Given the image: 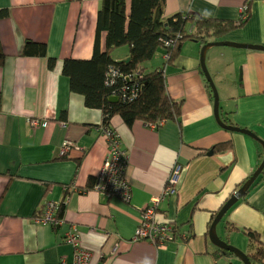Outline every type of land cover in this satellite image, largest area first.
Returning <instances> with one entry per match:
<instances>
[{
	"label": "crops",
	"instance_id": "obj_1",
	"mask_svg": "<svg viewBox=\"0 0 264 264\" xmlns=\"http://www.w3.org/2000/svg\"><path fill=\"white\" fill-rule=\"evenodd\" d=\"M100 2L0 0V8L9 10L8 17L0 20L6 55L0 66V264L70 262L73 247L64 236L70 225L77 228L79 244L92 254L89 264H241L235 256L218 258L207 229L221 204L260 164L263 148L254 138L216 122L213 95L199 75L200 49L195 41L184 42L173 65L166 67L168 91L182 99L179 124L166 121L155 128L135 121L128 130L114 120L126 151L120 168L128 197L115 188L101 191L88 186L80 193L89 174L101 166L105 142L86 125L98 114L69 90L61 67L66 57L91 54ZM244 2L248 16L242 25L211 41L264 46V0H167L165 12L193 10L237 21ZM27 39L46 44V56L55 59L52 69L45 56L21 55ZM189 42L198 48L185 46ZM112 56L126 59L128 48L117 47ZM164 60L160 47L148 65L162 66ZM205 64L225 123L264 140V50L217 45L207 52ZM63 110L66 119L59 120ZM31 119L46 125L32 130ZM65 140L83 147L85 157L77 171L73 160L77 150L60 158ZM225 143L227 148L215 149ZM173 166L180 169L177 190L163 197L155 219L176 228L177 235L164 243L134 240L141 210L162 194ZM72 182L80 189L70 186L66 193L65 184ZM47 200L65 204L61 226L35 221ZM229 210L228 220L257 233L264 244V168ZM228 223L226 238L216 232L230 243L232 232L238 230L228 231ZM254 247L244 252L251 254Z\"/></svg>",
	"mask_w": 264,
	"mask_h": 264
},
{
	"label": "trees",
	"instance_id": "obj_2",
	"mask_svg": "<svg viewBox=\"0 0 264 264\" xmlns=\"http://www.w3.org/2000/svg\"><path fill=\"white\" fill-rule=\"evenodd\" d=\"M166 1L101 0L96 13L91 54L83 58L63 59L62 73L67 78L69 90L82 97L85 108L95 110L98 114L96 120L86 125L97 135L102 136L105 142L101 166L96 174H89L87 177V183L84 185L87 189L94 184L103 162L109 160L117 150L122 151V155L126 153L122 140L116 132L115 119L128 130L132 129L135 121L142 122L148 127L154 125L152 127L155 128L166 121L180 123L182 99L172 97L169 93L166 67L173 65L183 43L195 41L201 45L211 41V37L218 38L228 30L242 25V22L235 20L202 16L193 10H178L166 14ZM245 5L244 2L241 6ZM8 15V8H0V20ZM120 46L128 48L126 59L118 60L112 56L113 50ZM160 47L164 50V64L150 67L148 62L152 61L156 50ZM213 47L207 49L206 55ZM46 52L45 43L27 39L22 46L21 55L45 56L47 67L52 68L55 59L46 56ZM5 57L0 43V66L3 65ZM200 69L199 75L204 86L208 88L209 95H212L211 88ZM111 96L115 100H110ZM60 115L59 120L66 119L64 110ZM66 145L69 147L64 149L60 158L66 159L70 157L71 152L77 150L78 156L73 159L77 171L85 157L83 147L79 148L75 143L65 140L60 149L62 150ZM227 146L226 143L217 144L215 149L221 151ZM75 184V182L65 184L67 186L65 192L69 193L70 186ZM64 206L61 201L58 217L62 216ZM236 228L234 223H228V231ZM244 232L250 241L249 246L255 245L253 252L247 254L251 264H264V244L261 243L259 235L247 228ZM218 250L219 258L223 251ZM225 254L232 255L229 252Z\"/></svg>",
	"mask_w": 264,
	"mask_h": 264
},
{
	"label": "built area",
	"instance_id": "obj_3",
	"mask_svg": "<svg viewBox=\"0 0 264 264\" xmlns=\"http://www.w3.org/2000/svg\"><path fill=\"white\" fill-rule=\"evenodd\" d=\"M241 7L240 14L243 12ZM243 17V16H242ZM242 20V19H240ZM114 75V74H112ZM33 124L46 125V122L31 119ZM154 126V125H151ZM64 147L60 151V155H63ZM122 151H116L113 153L109 160L103 162L101 171H99L98 176L94 184L90 187L95 190L109 191L111 188H115L120 196L123 198L128 197L127 186L123 181V166L120 168V164H123V159L126 155H122ZM180 175V169L178 166H173L171 172L169 173L164 190L161 195L153 197L151 203L141 210L139 217V222L135 229L134 240H147L154 243L165 242L171 239L176 233V228L167 224L166 222L161 223L155 219V211L158 204L163 199L164 196L173 195L177 190L178 177ZM73 191H77L79 188L76 186L72 187ZM87 190V186L83 187L80 193H84ZM61 201L47 200L44 201L40 216L35 218L36 222L48 223L54 227L61 226L63 223V218L58 217L59 204ZM66 237V242L73 247L72 260L67 262L61 260L60 264H89L91 259V252L88 249H84L79 244L78 231L75 225H70V230L64 233Z\"/></svg>",
	"mask_w": 264,
	"mask_h": 264
},
{
	"label": "water",
	"instance_id": "obj_4",
	"mask_svg": "<svg viewBox=\"0 0 264 264\" xmlns=\"http://www.w3.org/2000/svg\"><path fill=\"white\" fill-rule=\"evenodd\" d=\"M215 45H237L238 47L243 46V47H248V48H253V49H259V50H264L263 45H253V44H235L234 42H228V41H209L205 42L200 49L199 52V64L201 68V72L205 76V79L208 82L209 87L212 90V95H213V113L216 122L224 129L230 130V131H237L241 132L243 134H246L255 140H257L262 148H263V158L260 162V164L257 166V168L253 171V173L246 179V181L233 193L231 196L224 202L221 208H219L216 212V214L213 216L211 219V222L208 226L207 229V234L209 241L213 246L216 248L220 249L223 251L222 254H225L226 252L231 253L233 256H235L237 259H239L243 264H251L248 255L242 251L240 248L232 246L229 244L226 240L221 238L217 232H216V226L218 222L222 219L224 214L227 212V210L242 196L245 195L246 191L250 187V185L254 182V180L257 178V176L261 173V171L264 168V140L259 138L254 132L233 126L232 124H226L225 121L222 119L221 114L219 112V97L216 91V88L212 82L211 76L206 68L205 64V55L206 51L209 47L215 46ZM115 100V98H112ZM212 149L209 150V154L212 153ZM229 255V254H226ZM224 257V256H223Z\"/></svg>",
	"mask_w": 264,
	"mask_h": 264
},
{
	"label": "rangeland",
	"instance_id": "obj_5",
	"mask_svg": "<svg viewBox=\"0 0 264 264\" xmlns=\"http://www.w3.org/2000/svg\"><path fill=\"white\" fill-rule=\"evenodd\" d=\"M211 39H212V37H211ZM196 43H198L199 45H200V43L199 42H196ZM204 43H202L201 45H200V47L198 48V46L195 44V43H193V42H189V43H186L185 44V46H191V45H194V46H196L198 49H200L201 48V46L203 45ZM158 50V49H157ZM156 50V51H157ZM55 65V64H54ZM54 65H53V67H54ZM52 67V68H53ZM52 68H50V69H52ZM61 74H63L62 73V67H61ZM112 98H113V96H111L110 97V100H112ZM59 113H61V111L59 112ZM29 125L32 127V130H33V128H35V127H37V125H35V124H33V121L32 122H29ZM31 136L35 139L36 137H37V134H32L31 133ZM69 147V145H66L65 147H64V149H67ZM58 154V153H57ZM125 156V155H124ZM225 202V201H224ZM224 202L221 204V206L219 207V208H221L222 207V205L224 204ZM231 208V207H230ZM229 208V209H230ZM227 210V212L224 214V216L222 217V219L218 222V224H217V227H216V229H217V231L218 232H220V233H223L224 234V232H225V230H226V228H225V225H227V222L229 221V222H231V223H234V222H232V221H230V220H228V219H230L229 217H228V215H229V212H230V210ZM235 224V226L237 227L235 230H238V231H236V232H232V236H231V239H230V243L229 244H236L238 247L240 246L242 249V251H247L248 250V247H249V245H250V241L248 240V236L245 234V232H244V230H245V228H243L240 224H238V223H234ZM224 237H225V234H224ZM226 238V237H225ZM231 244V245H232ZM232 246H235V245H232ZM236 247V246H235ZM216 250H218V248H216ZM248 252V251H247ZM228 256H233V255H228ZM239 260V259H238ZM240 261V260H239ZM241 262V261H240ZM233 264V263H232ZM242 264V263H241Z\"/></svg>",
	"mask_w": 264,
	"mask_h": 264
},
{
	"label": "clouds",
	"instance_id": "obj_6",
	"mask_svg": "<svg viewBox=\"0 0 264 264\" xmlns=\"http://www.w3.org/2000/svg\"><path fill=\"white\" fill-rule=\"evenodd\" d=\"M241 7H244L243 8V12H242V14L239 13V17L237 19V22H242L243 23L247 19L248 14H247V7L246 6H241ZM240 19H242V20H240ZM59 155H60V153H59Z\"/></svg>",
	"mask_w": 264,
	"mask_h": 264
},
{
	"label": "bare ground",
	"instance_id": "obj_7",
	"mask_svg": "<svg viewBox=\"0 0 264 264\" xmlns=\"http://www.w3.org/2000/svg\"><path fill=\"white\" fill-rule=\"evenodd\" d=\"M242 263V262H241ZM243 264V263H242Z\"/></svg>",
	"mask_w": 264,
	"mask_h": 264
}]
</instances>
